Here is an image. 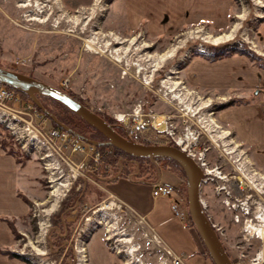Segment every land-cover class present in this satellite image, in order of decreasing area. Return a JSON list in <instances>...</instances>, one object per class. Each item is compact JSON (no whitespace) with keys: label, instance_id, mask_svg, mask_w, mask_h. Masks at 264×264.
<instances>
[{"label":"rangeland","instance_id":"obj_1","mask_svg":"<svg viewBox=\"0 0 264 264\" xmlns=\"http://www.w3.org/2000/svg\"><path fill=\"white\" fill-rule=\"evenodd\" d=\"M31 1L32 4L20 7L18 4L26 0H0V66L26 73L80 98L124 131V124L116 115L127 113L132 117L135 107L142 105L148 128L131 139L179 145L192 154L206 171L202 199L231 260L235 264H264V238L248 227L254 222L255 206L256 210L259 205L264 208V165L257 163L252 150L221 117L225 107L247 102L253 93L229 87H199L186 74L194 56L228 51L234 54L240 48L248 50L242 54L258 65L255 58L264 59L257 52V28L264 20V0H236L226 29L198 24L172 35L152 34L145 24L129 27L122 14L114 15L111 4L115 0ZM39 3L54 4V11H39ZM228 33L231 35L216 40ZM88 43L93 48H88ZM21 97L41 113L37 122L44 121L46 132L56 127L34 99ZM37 97L53 114L69 117L88 129L58 102ZM181 139L182 144L178 142ZM0 144L27 173L25 196L30 206L29 215L21 224L9 221L15 233L12 245L1 248L7 257H16L22 264H80L86 257L88 264H93L89 242L100 232L122 264H177L153 227L108 191L107 178L114 176L108 159L103 157L92 167L95 163H89L83 155L56 147L50 154L55 159L54 166L46 168L42 155L26 150L3 123ZM154 163L160 169L161 180L178 189V195L160 198L169 203L182 197L190 218L188 227L198 233L200 244L186 255L179 254L184 264H214L189 212L186 170L182 177L164 165L163 159L156 158ZM135 164L143 165L139 160ZM131 176L126 178L132 179ZM158 180H152V184ZM81 195L80 203L71 208V202ZM242 199H248L251 205L248 214L238 205ZM66 212L71 222L69 237L59 253L50 235L58 226V218ZM81 246L86 248V255Z\"/></svg>","mask_w":264,"mask_h":264},{"label":"crops","instance_id":"obj_2","mask_svg":"<svg viewBox=\"0 0 264 264\" xmlns=\"http://www.w3.org/2000/svg\"><path fill=\"white\" fill-rule=\"evenodd\" d=\"M111 5L114 15L122 14L129 27L145 24L152 34L172 35L198 24L218 30L228 28L236 0H115ZM257 36V52L264 56V20L258 25ZM186 74L199 87L252 91L247 102L225 107L221 117L252 150L257 163L264 165V67L242 53L214 60L198 55L188 63ZM26 174L16 157L0 144V264H22L16 257H7L1 248L14 242L15 228L9 221L18 225L29 215ZM106 185L110 193L143 217L175 253L186 255L200 244L196 229L185 227L175 215L174 200L168 203L160 198L163 195H153L152 182L121 177ZM89 252L93 264H122L100 232L90 239Z\"/></svg>","mask_w":264,"mask_h":264},{"label":"water","instance_id":"obj_3","mask_svg":"<svg viewBox=\"0 0 264 264\" xmlns=\"http://www.w3.org/2000/svg\"><path fill=\"white\" fill-rule=\"evenodd\" d=\"M0 83L8 84L12 87L22 90L35 100V102L52 119L57 121L62 127L79 138L93 143L95 145L109 144L128 152L137 157H149L155 159L158 156H168L176 159L189 177L188 187V205L189 212L195 223V226L205 243L215 264H234L231 260L226 247L217 232L216 225L212 222L206 211L205 203L202 199L201 189L204 181L205 171L202 165L188 152L179 145L172 144H147L133 140L118 132L115 127L103 118L99 113L89 107L75 96L64 90L42 81L26 73L12 70L0 66ZM37 94H44L61 102L70 110L78 114L89 124L98 129L107 138L101 142L87 137L72 129L65 123H62L55 114L45 108L39 101Z\"/></svg>","mask_w":264,"mask_h":264},{"label":"built area","instance_id":"obj_4","mask_svg":"<svg viewBox=\"0 0 264 264\" xmlns=\"http://www.w3.org/2000/svg\"><path fill=\"white\" fill-rule=\"evenodd\" d=\"M132 114V117L127 116V113L116 115L117 119L124 124L123 127L130 138L148 128V121L144 117L145 112L142 105L135 107ZM41 116V113L33 108L32 103L23 102V98L17 92L6 86H0V123L5 124L15 134L19 143L26 150L40 153L46 161V168H49L50 165L54 166L53 161L55 159H52L50 154L53 153L51 150L56 147L60 149L64 148L71 154L77 153L83 155L89 163L90 161L91 163H95L92 167L97 166V163L102 160V152L95 144L84 141L67 130H62L58 127L51 128L46 132L42 126L44 121L37 122V119L42 118ZM57 142H60V144L58 145ZM153 195H178V189L175 185L158 181L153 184ZM182 201L183 198L180 196L175 198L172 203V209L175 215L183 222L184 226L188 227L190 225V218ZM83 247L81 246V248ZM165 249L168 254L175 258L177 264L185 263L182 257L170 247L166 245ZM77 250L78 252L82 251L80 249ZM85 252L86 248L84 247L83 254ZM82 258L84 260L80 264H83V262L88 264L87 258Z\"/></svg>","mask_w":264,"mask_h":264},{"label":"trees","instance_id":"obj_5","mask_svg":"<svg viewBox=\"0 0 264 264\" xmlns=\"http://www.w3.org/2000/svg\"><path fill=\"white\" fill-rule=\"evenodd\" d=\"M237 48V47H236ZM246 51L248 50H244L242 48L237 49L238 53H246ZM249 52V51H248ZM233 52L230 53V51L228 52H218L216 54H214L213 56H208L209 59H218V58H222V57H226L231 55ZM251 57H253L254 59V55L251 54ZM256 62L258 63L259 66L264 67V59L263 57L257 56ZM6 86L9 89H12L13 91L17 92L18 94H20L21 96H24L25 98L28 99H32L31 95H29L28 93L16 89L14 87H12L11 85L8 84H2L0 83V86ZM37 96H44V97H48L50 99H53L52 97L48 96V95H44V94H37ZM78 98V97H76ZM79 100H81L80 98H78ZM54 101L58 102L59 104H61L63 107H65L66 109H68L70 112H72L74 115H76L81 121H83L86 125L88 129H84L82 128L80 125L73 123L71 121V119H69V117L67 118H63L61 117L59 114L55 115L57 116V118L62 122L65 123L66 125H68L69 127H71L72 129L76 130L77 132L90 137L92 139H95L97 141H101L104 142L107 140V138L103 135V133H101L98 129H96L94 126H92L91 124H89L86 120H84L82 117H80L78 114H76L75 112H73L72 110H70L68 107H66L64 104H62L61 102L53 99ZM82 101V100H81ZM232 104V103H231ZM89 106V105H88ZM90 107V106H89ZM40 109V108H39ZM43 114L47 117H49V115L47 113H45L42 109H40ZM99 113V112H98ZM100 114V113H99ZM102 116V114H100ZM103 118H105L104 116H102ZM51 118V117H50ZM108 122H110L115 129L120 132L121 134H123L124 136L128 137L127 133L123 130V128H120L116 123L110 121L109 119L105 118ZM51 120L54 123V126L62 129V130H66L64 127H62L57 121H55L54 119L51 118ZM91 131H93V133H90ZM94 132L96 133V135H94ZM97 148L99 150H101L102 155L104 158L108 159L113 166V173L114 176H112V178H107V183L108 182H113L118 180L121 177H130L133 180H143V181H150L152 182V180H157L159 178L160 175V169L156 168V164L154 163V159L149 158V157H137L134 155L129 154L128 152L117 148L114 145H109V144H100L97 145ZM102 157V158H103ZM156 158H161L164 160V165L170 166V168L175 171V172H179L182 177L186 176L184 167L174 158L172 157H168V156H158ZM155 158V159H156ZM139 160L140 163L142 162L143 165H139L137 166V164H135V162ZM146 162V163H145ZM142 168V169H141ZM175 168V169H174ZM154 173V174H152ZM145 175H148V178H144ZM82 195L79 196L77 199H74L73 202H71L72 207L71 208H76L75 205H77L78 203H80V200H82ZM71 198L68 200L70 201ZM78 202V203H77ZM77 203V204H76ZM68 212V211H67ZM65 215H61L58 218V226H56V228L53 229L51 235H50V239L52 241V245L56 248V250L60 253L64 250V248L66 247V241L68 240V228L70 227V221H68V219L66 218V214ZM62 213V211H61ZM190 215V214H189ZM193 220V219H192ZM194 223V221H193ZM195 224V223H194ZM203 241V240H202ZM204 243V242H203ZM205 245V243H204ZM206 251H207V256L211 257L206 245H205ZM213 263L214 260L212 259ZM215 264V263H214Z\"/></svg>","mask_w":264,"mask_h":264},{"label":"bare ground","instance_id":"obj_6","mask_svg":"<svg viewBox=\"0 0 264 264\" xmlns=\"http://www.w3.org/2000/svg\"><path fill=\"white\" fill-rule=\"evenodd\" d=\"M50 2V1H49ZM33 2L31 1V0H26V2H22V3H20V4H18L20 7H22V6H28V5H30V4H32ZM48 5V6H47ZM37 6H39L40 7V9H39V11H48V10H52V11H54V7H55V5L53 4L52 5V3L51 4H45V3H39ZM36 10H37V8H36ZM31 19H33V18H31ZM34 19H37V17H34ZM40 19V18H39ZM42 21H44V19H41ZM59 23H60V21H58ZM231 34L230 33H228V34H225V35H223V36H219L218 38H216V40H219V39H221L222 37H227V36H230ZM212 37H213V35H211ZM88 42H90V41H88ZM88 45V48H93V46H92V44H90V43H88L87 44ZM100 46V45H99ZM97 47V46H96ZM100 48V47H99ZM123 49V48H122ZM99 50H101V49H99ZM118 50V49H117ZM102 51H104V50H102ZM114 52V51H113ZM116 59L119 61L120 59H119V57H116ZM140 67V66H139ZM188 134V133H187ZM130 138V137H129ZM183 139H181L180 141H178L180 144H182L183 143V141H182ZM192 155V154H191ZM209 172V171H208ZM263 206L262 205H259L258 207H257V210L255 211V213H256V219L257 218H259V220L261 221V222H263L262 224H260V225H256V226H254V227H252V224H250L248 227L249 228H252V231H253V228L255 229V231L257 232V234L259 235V236H262L263 238H264V208H262ZM100 208H104V206H102V207H100ZM99 208V209H100Z\"/></svg>","mask_w":264,"mask_h":264},{"label":"flooded vegetation","instance_id":"obj_7","mask_svg":"<svg viewBox=\"0 0 264 264\" xmlns=\"http://www.w3.org/2000/svg\"><path fill=\"white\" fill-rule=\"evenodd\" d=\"M204 179H205V178H204ZM248 203H249V202H248V199H242V200L238 203V205L241 206V209L243 210V212H244V209H246V210H245V213H246V214H248V213L250 212V209H251V208H249L251 205H249L250 203H249V204H248ZM255 211H256V206H255ZM255 211H254V212H255ZM252 219H253L254 222L249 223V225L252 224V227L256 226L257 224L260 225L259 218L256 219V213L254 214V216H252Z\"/></svg>","mask_w":264,"mask_h":264}]
</instances>
